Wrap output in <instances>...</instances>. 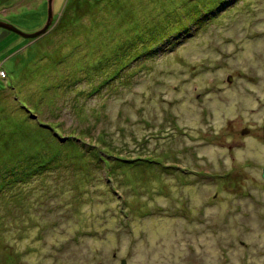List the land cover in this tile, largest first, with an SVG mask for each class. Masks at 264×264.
Masks as SVG:
<instances>
[{
	"label": "rangeland",
	"instance_id": "obj_1",
	"mask_svg": "<svg viewBox=\"0 0 264 264\" xmlns=\"http://www.w3.org/2000/svg\"><path fill=\"white\" fill-rule=\"evenodd\" d=\"M53 4L0 27V264H264V0Z\"/></svg>",
	"mask_w": 264,
	"mask_h": 264
},
{
	"label": "trees",
	"instance_id": "obj_2",
	"mask_svg": "<svg viewBox=\"0 0 264 264\" xmlns=\"http://www.w3.org/2000/svg\"><path fill=\"white\" fill-rule=\"evenodd\" d=\"M215 16H214V18H215ZM117 72H119V70L115 71L114 73L116 74ZM112 76H114V74ZM48 130H49V128H48ZM48 142L50 143V146L51 147L53 146V149H55L56 146H60V144H59L60 142L58 141V139H57V141H54V142H52V140L51 141L48 140ZM100 150L99 149H96V158H98V159L99 158L102 159V157H104L103 155H101V153H103V151L102 150L100 151ZM56 153H58V152H56ZM49 154L50 153L48 152L47 154L39 153V154L33 155L35 157V161H36V162L33 161L34 163L31 162L30 159H27V160H25L23 162H21V160H20V163H22V166H21L22 168L19 167L20 169L16 173L14 172V176L15 177H13L12 180H15V181L16 180H21V179L26 178L27 175L33 176V175H36L38 173L40 174L41 172L47 170L45 168H47V166L49 164L51 165V163L53 161V158H54V157H52V155H49ZM104 158H106V157H104ZM140 161H142V160L139 157H137V158H130V160H128V162L133 163V164L138 163ZM6 184H7V181L0 183V192L4 189V187H6Z\"/></svg>",
	"mask_w": 264,
	"mask_h": 264
},
{
	"label": "water",
	"instance_id": "obj_3",
	"mask_svg": "<svg viewBox=\"0 0 264 264\" xmlns=\"http://www.w3.org/2000/svg\"><path fill=\"white\" fill-rule=\"evenodd\" d=\"M48 1V11H47V20L46 23L44 24L43 27H41L39 30H36L34 32H25L23 30H21L20 28H18L17 26L11 24L8 21H4V20H0V27L5 28L7 30H10L20 36H22L23 38H37L39 36H41L42 34L46 33L48 31V29L50 28V26L53 23V19H54V0H47ZM229 80H231V77H229ZM262 177L264 178V167L262 169ZM120 264H128L127 260L122 259Z\"/></svg>",
	"mask_w": 264,
	"mask_h": 264
}]
</instances>
